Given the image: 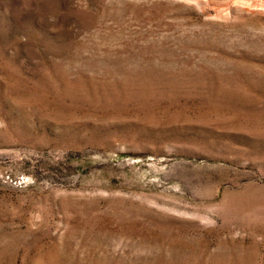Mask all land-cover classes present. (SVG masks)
Listing matches in <instances>:
<instances>
[{"label":"rangeland","instance_id":"374dc122","mask_svg":"<svg viewBox=\"0 0 264 264\" xmlns=\"http://www.w3.org/2000/svg\"><path fill=\"white\" fill-rule=\"evenodd\" d=\"M0 264H264V0H0Z\"/></svg>","mask_w":264,"mask_h":264}]
</instances>
